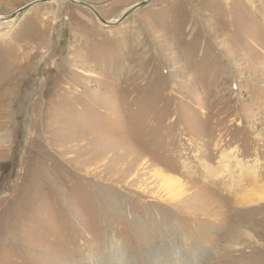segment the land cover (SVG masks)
Wrapping results in <instances>:
<instances>
[{
	"label": "rangeland",
	"instance_id": "374dc122",
	"mask_svg": "<svg viewBox=\"0 0 264 264\" xmlns=\"http://www.w3.org/2000/svg\"><path fill=\"white\" fill-rule=\"evenodd\" d=\"M35 1L0 0V264H264V0Z\"/></svg>",
	"mask_w": 264,
	"mask_h": 264
},
{
	"label": "water",
	"instance_id": "95a60500",
	"mask_svg": "<svg viewBox=\"0 0 264 264\" xmlns=\"http://www.w3.org/2000/svg\"><path fill=\"white\" fill-rule=\"evenodd\" d=\"M48 1L49 0H37V1H35V3H44V2H48ZM147 1H149V0H145L140 5H135L132 8L128 9L126 12H124V14L122 15V18H125L128 14H130L131 12H133L138 7L144 6L147 3ZM72 2H74L75 4L81 5L83 7H87L93 13V15L98 19L99 22H101V23H103L105 25L108 24V23H106L105 21H103L100 18V16L97 14V12L95 10H93L91 7L85 5L83 2H80V1H72ZM9 18H10V16H9ZM1 19H3V18H1Z\"/></svg>",
	"mask_w": 264,
	"mask_h": 264
},
{
	"label": "bare ground",
	"instance_id": "6f19581e",
	"mask_svg": "<svg viewBox=\"0 0 264 264\" xmlns=\"http://www.w3.org/2000/svg\"><path fill=\"white\" fill-rule=\"evenodd\" d=\"M9 16H10V13H9V15L4 16L3 18H5V19L8 21V20H10V19H9ZM7 21H6V23H7ZM13 21H14V18H12V20L9 21V22H13ZM9 22H8V23H9ZM0 23H1V22H0ZM6 23H4V24H6ZM254 176H255V175H254ZM249 177H253V175H251V176H249ZM252 180H253V178H252ZM254 180H255V179H254ZM263 198H264V197H263ZM263 198H260V199H258V200H261V199H263Z\"/></svg>",
	"mask_w": 264,
	"mask_h": 264
}]
</instances>
